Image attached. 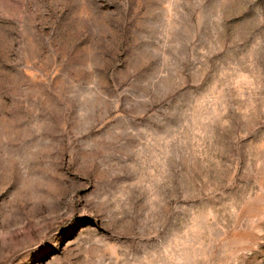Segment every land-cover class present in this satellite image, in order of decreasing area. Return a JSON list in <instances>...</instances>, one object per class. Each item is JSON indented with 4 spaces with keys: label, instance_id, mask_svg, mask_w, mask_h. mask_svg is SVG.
Here are the masks:
<instances>
[{
    "label": "rangeland",
    "instance_id": "obj_1",
    "mask_svg": "<svg viewBox=\"0 0 264 264\" xmlns=\"http://www.w3.org/2000/svg\"><path fill=\"white\" fill-rule=\"evenodd\" d=\"M0 264H264V0H0Z\"/></svg>",
    "mask_w": 264,
    "mask_h": 264
}]
</instances>
